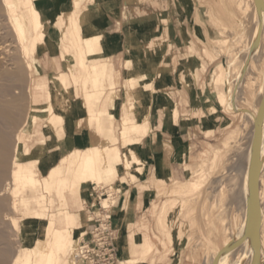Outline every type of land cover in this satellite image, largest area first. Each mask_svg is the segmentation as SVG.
<instances>
[{"label": "bare ground", "instance_id": "obj_1", "mask_svg": "<svg viewBox=\"0 0 264 264\" xmlns=\"http://www.w3.org/2000/svg\"><path fill=\"white\" fill-rule=\"evenodd\" d=\"M250 1H248L250 5L246 0L237 1L238 8L244 12L241 17L243 19L240 18L238 22L246 24L249 21L248 24H252V34L247 38L251 43L248 42V44L250 43L253 46V53L257 57L260 56L262 58L264 56V0ZM221 2L223 5V1ZM1 3L2 10L4 9L3 11H5L4 15L7 18L5 20L10 24L11 32L17 43L16 51L15 49L13 50L14 54L16 52V55H19V61L17 60L18 57H16V60L14 59L15 61L11 59L12 62H10V57H8L9 59L7 58V60L9 61L6 66L5 64L1 65L3 62L1 60H4L3 56H5L1 52L3 56L0 55V59L1 57L3 58L0 60V87L3 88L2 95L4 98L1 95L0 224L8 226V232H11L10 234L15 236L16 239L19 235L23 239L22 244L17 245L18 248L16 247V254L13 253L15 251H9L10 249H7L8 246L4 248L6 249L4 251L1 249L0 264H79L77 257L80 246L79 237L84 235L87 230L84 226V213L81 210L84 200L89 198L94 190L92 183L98 185L104 182L105 179H109L110 176L119 174L126 166L142 170L145 166L144 159L138 150L131 149V154L125 160L126 155L123 159L119 146H115L112 149L107 146L99 147L93 144V139L91 140L92 146L89 151L82 154L73 145L74 139L71 138L68 140V136L71 133L73 134V128H69L70 121L73 119L75 106L77 102L79 103L75 95L74 86L80 83L82 86H85L83 84L84 79L89 73L90 67L94 73L97 72V66L89 61V57L93 56V53L87 51L85 41L91 36H96L99 32L96 31L90 36L83 35L82 29L83 24L86 22V17H82V12H74L73 28H75V35H70L66 32V23L60 18L59 22H56L58 32L54 35V41L49 42L47 39V27L42 12L36 6L34 0H1ZM226 6L228 8V5ZM229 8L231 10V7ZM197 15L195 19L199 21L201 17L199 16L200 13L198 12ZM223 26L224 28L220 32H223V30L229 27L227 24ZM246 29V31L251 33L249 31L251 30L250 25ZM213 36L218 42L223 41L216 32H214ZM206 40L210 41L211 38ZM59 46L72 84H70L66 75H53L52 89L51 91H47V108L43 110L39 108L40 105L37 103L34 92L38 91L42 94L47 86L35 82V75L40 73L39 66L36 65V62H40V55L42 54L40 53V49L46 51L47 48L48 50L50 48V50L53 51L56 49L58 52ZM10 50L12 51L11 48ZM10 53H13V51ZM74 59H76L77 65L74 64ZM7 60H4L5 63ZM77 69L82 73V76L78 75L76 79L74 74L76 75ZM226 70L227 68L223 66L221 75ZM25 77L28 79V83L25 81L27 86L25 88L26 90H24L26 92L24 94H27V100L24 98V105H27V109H25L26 107H22V103L15 97L17 95L8 97V95H11V91L9 90L10 92H7L9 88L7 87L8 85L6 86L7 81L26 80ZM134 85L136 84L134 83ZM10 86L14 87V83L13 85L10 83ZM21 88L24 89L23 87ZM61 93L62 97H59ZM83 93V102L88 112L87 118L90 128L97 135H107L109 133L108 127L113 125H107V121L112 118V115L100 111L99 116L96 117L94 115L96 111L95 105L101 96H97L91 91L83 90ZM218 97L223 104L227 103L224 92H219ZM25 101H27V104H25ZM260 115L257 123L254 121L255 126L253 127L252 139L251 141L249 139V144L239 145V147L237 146L238 148H235L233 145V148L237 149L235 150V152L237 151V157L248 156L249 170H252L254 173L253 182L249 187L243 188L241 184L240 187L238 184V187L241 190V199L245 203L252 204L253 213L256 211V215L254 214L256 216H254V219H256L254 221L255 230L253 231L256 232L257 236L259 233V236L262 237V239L260 237L258 238L262 240H260L261 244H259L261 246L262 256H264V106L261 109ZM42 124L46 127L45 129L41 128ZM13 127H16L15 132L12 131L14 135H12L10 130ZM146 128L147 125L145 124L124 125L121 133L124 144L138 143L141 140L138 133L143 132ZM66 136L68 142H66ZM47 137H52V139L46 141L45 139ZM234 137V131L229 132L225 136L222 147L224 150L231 149ZM65 142L67 143L66 145ZM54 147L60 148L63 155L55 165L50 166L48 171L46 170L47 173L45 175H40V165L47 158H50L48 155L49 151ZM222 151L220 148L215 151L216 159L211 164L207 163V159L200 164V168L198 169L199 178L196 181L189 182L193 187H197L209 179L214 167L212 164L215 160L217 161ZM177 182L179 186L176 190L180 192L182 181ZM185 193H187V190ZM112 204H114L112 198L102 200V205L105 208H109ZM163 213L165 212L163 211ZM163 215L161 214V216ZM36 222L38 224H35ZM249 222L245 224L248 226ZM244 231L246 232L245 229H243ZM203 232L208 239V245L206 260L202 264H227L231 256L230 251H225L219 255L218 245L211 239L208 232L205 230ZM0 236L3 237L2 235ZM17 240L20 242L19 238ZM2 242L0 244L3 247L4 241ZM249 242L251 243L252 241ZM225 244L228 245L227 251L230 250L231 245L228 237L225 239ZM141 246L145 248V254L141 257L144 258L152 248L151 241L147 238L141 242ZM10 252L13 255L15 254L13 259L11 257L12 260L9 257L11 255L9 254ZM141 258L123 259L120 261V264H134ZM9 259L12 261L11 263Z\"/></svg>", "mask_w": 264, "mask_h": 264}, {"label": "rangeland", "instance_id": "obj_2", "mask_svg": "<svg viewBox=\"0 0 264 264\" xmlns=\"http://www.w3.org/2000/svg\"><path fill=\"white\" fill-rule=\"evenodd\" d=\"M194 1L195 0H128L125 4V6H131L130 9L126 8V16H134V14L139 15L140 13L136 8L138 6H141V15L153 14L154 12L161 13V17H158V22L159 24L161 23L160 32L158 33L161 38L156 44V46H158L156 49H160L162 56L165 57L164 63L159 68V72L173 70L172 81H170L171 84L164 88L172 101V109H180L184 112L186 107L190 108L192 105H200L202 106L201 109L198 106L195 107L199 108L203 113L197 117L200 118L206 115L203 119L204 121L211 120L220 127L215 133L212 129L206 133L212 135L209 137V141L212 145H209V150L203 151L207 152L206 156L201 154L197 157L194 162V164L197 165L196 167H187L186 176L181 182L182 187L180 192L176 190L179 186L177 181L171 182V185L162 182V186L164 187L163 193L159 196L155 210V218L152 220V223L157 221L158 224V228L157 225L155 226L156 232L152 233V236H155L154 247L149 250V255L147 254L146 257L140 260H148L154 252L161 262L159 264H202L206 260L208 245V239L203 232L205 230L209 233L211 239L218 245L219 255L225 251H230L229 253L231 256L227 264H264V256H262L260 246L262 237L259 236V233L257 236L256 232L253 231L255 230L254 221L256 219L254 218L256 217V211L253 213L252 204L245 203L241 199V190H239L240 184L243 188H247L252 184L254 173L252 170H249L248 156L237 157V151L235 152V150H237L235 148H238L239 145L241 146L245 143L249 144L248 142L252 139L253 127L255 123H257V119L259 120L261 116V109L264 106V56H262V58L260 56L257 57V55L253 53L254 49L250 44V40L247 39L248 36L252 34V24H248L249 21L246 22L247 25L238 22L244 13L238 8V0H225L226 2L224 0ZM221 1H223V5ZM246 1L248 2L250 0ZM250 3L252 2L250 1ZM225 4L228 5V8L231 7V10L230 8L228 9ZM224 5L225 7H223ZM3 10L0 0V55L3 56L4 54L6 56H3L4 60L10 57V62H12L11 59L14 60L16 57H18L17 60L19 61V55H16V52L14 54L13 50L15 49L16 51L17 43L11 32L10 24L5 20L7 18ZM198 12L200 13L199 16H201L199 21L195 19L197 18L196 16H198ZM223 17L224 20L226 19L225 21ZM224 24H227L229 27L223 30V32H220V30L224 28ZM249 25L251 30H248L251 33L246 31ZM213 31L223 39L222 42H218L214 38ZM55 34L56 32H47L48 37ZM209 38H211V40L207 41L206 39L209 40ZM248 42L250 43L248 44ZM191 45L193 46L192 49L190 47ZM10 48L13 53L9 54V52H12L11 50L9 51ZM1 52L3 54H1ZM43 52L44 50L40 49V53ZM46 54L47 56L56 55L57 58L59 57V53L56 49L52 51L50 48L49 50L47 48ZM3 57H1V59ZM141 57H143V53H141ZM4 60H1L4 62H2L1 65L5 64L6 66L9 60H7L6 63ZM169 62H173L170 68L168 67ZM36 65L39 66L41 73L47 72L50 78L53 77L55 72L48 67L47 59H44L43 63L36 62ZM132 66L133 64L130 63L127 67ZM223 66L230 72L226 70L224 74L221 75ZM65 69L66 66L62 61L61 70L64 71ZM34 78L35 82H37V74ZM25 79L26 80L23 79L24 82H22V79L21 81L15 80L17 82L7 81L6 86L8 85L7 87L9 88L7 92L9 90L11 91H9L11 95H8V97L17 95L15 97L22 103V107H26L25 109H27V105H24V100H27V94H24L26 93L24 90H26L28 79L27 77H25ZM10 83H12V85L14 83V87L10 86ZM125 86L128 88L126 82ZM0 92L1 97L3 92V88L1 87ZM219 92L225 93L227 99L226 104H223L219 99ZM59 97H62V93L59 94ZM2 98H4V96ZM25 104H27V101H25ZM188 114H191V112ZM80 115L86 116L87 113L78 111V118ZM178 115L179 113L173 118L176 119ZM115 117L117 124H119L121 118L117 112ZM13 128L14 130H12ZM13 128L10 129L11 132H15L16 127ZM231 131H234V142L232 143L231 149H225V151L224 148H222L223 140ZM13 132L12 135H14ZM51 139L52 137H47L45 140L48 141ZM118 143L120 150L126 155V160L131 154V149L138 150L140 141L136 144H124V140H121ZM233 145L235 148H233ZM218 148H220L221 151L223 150V154L221 153L217 161L215 160V162H213L212 166L214 167L209 179L199 186L193 187L189 182L196 181L199 178L198 169L200 168V164H202L205 159H207L208 164H211L212 161L216 159L215 151ZM124 168L137 170L136 168L128 166ZM45 169L43 164H41L39 170L40 175H45L47 173ZM131 173L132 170H125L124 176L126 179L124 181H121L117 176L115 178L116 181L112 184H107L105 181L98 185L92 183L94 190L89 198L84 200L83 204V208H85V202L86 204H93L94 202L97 206H103L102 200L104 201L112 198L114 202L116 201L114 205L112 204L107 210L111 215L109 224L115 231L114 242L120 261L124 259L121 258L119 250L123 228H116L114 225V216L117 207L124 205L126 195H123V192L128 181L137 179H133ZM186 190L187 193H185ZM110 195H112L111 198ZM121 195H123V197H121ZM165 206L168 207L166 208ZM71 209L75 210L74 208ZM163 211L165 213H163ZM93 212H100L99 207H92V217ZM161 214L164 215L161 216ZM248 222L249 224L247 226L246 224ZM35 224L38 223L36 222ZM1 225L3 224H0V235L4 238L0 236V242L4 241V244L3 247L0 244V251L1 249L3 251L6 250L4 248L8 246L7 249H10L9 251L12 252L15 251L13 253L16 254L17 245L22 244V236L19 235V237H17L20 241L18 242L16 237L12 236L10 234L11 232H8V226ZM84 226L87 227L85 222ZM243 229H245L246 232L248 231L247 233L249 234L245 231L244 233ZM176 231L179 236L180 244H177L175 248L173 245L169 244L173 243L172 233L176 234ZM227 237L231 245L228 251V245L225 244V239ZM79 238L81 240V236ZM251 238L253 239L251 240ZM249 241L252 242L250 243ZM9 246H11L13 250L11 247L9 248ZM13 253H9L11 254L9 256L10 259L11 257L13 259L15 256ZM10 259L9 261L11 263L12 259ZM140 260H138V262ZM151 260L154 261L155 259L152 257Z\"/></svg>", "mask_w": 264, "mask_h": 264}, {"label": "crops", "instance_id": "obj_3", "mask_svg": "<svg viewBox=\"0 0 264 264\" xmlns=\"http://www.w3.org/2000/svg\"><path fill=\"white\" fill-rule=\"evenodd\" d=\"M76 1L80 0H34L42 12L47 32L57 33L56 22L61 18L66 23V32L75 35L73 17L76 11L82 12L83 18L86 17L84 24L82 20L84 36L99 32L85 41L87 51L93 53L89 61L97 66V72L94 73L90 67L84 79L85 86L81 83L74 86L79 103L77 102L73 119L70 121L69 128H73V134L68 136V140L73 138V145L82 154L89 151L92 139L94 145L112 149L123 140L121 133L124 125H147L146 130L138 133L141 139L138 151L145 161L143 169L123 168L119 174L104 180L107 184H112L118 176L124 181L125 170H132L131 177L137 178L128 181L125 186L123 192V195H126L125 202L116 209L114 225L117 229L123 228L119 245L121 258L126 260L141 258L145 254V248L141 246L142 241L148 238L154 247L155 236H152V233L156 232L155 226L157 225L158 228V224L157 221L152 223V220L155 218L159 196L163 193L162 182L170 184L173 181H182L186 176L187 167H196L194 162L197 157L201 154L206 156L207 152L203 151L209 150V145H212L209 141L212 135L206 133L211 129L215 133L220 127L211 120L204 121L206 115L197 117L203 113L199 110L202 108L200 105L186 107L184 112L180 109H172V101L164 88L171 84L173 70L159 72L165 57L162 56L160 49H156L158 47L156 44L161 38L158 33L161 25L158 17H161V13L141 15V6H138L136 8L139 15L126 16V8H131L130 5L125 6L128 0H82L78 3ZM54 38V35L50 37L47 35L49 42H53ZM190 47L193 48L192 45ZM58 49V58L56 55L47 56L44 51L39 61L43 63L44 59H47L48 67L55 72L54 75H66L72 84L67 69L61 70L63 57L60 46ZM130 63L133 66L127 67ZM74 64L77 65L76 59ZM168 65L169 68L172 67L173 62H169ZM78 75L82 76V73L77 69L76 75L74 74L76 79ZM37 77V83L47 87L42 94L38 91L34 94L40 105L39 108L46 110L47 91L52 89V77L50 78L47 72H40ZM83 90L101 96L95 105L96 117L99 116L100 111L112 115L107 121V125L113 124L108 127L107 135H97L90 128L87 115H80L78 118V111L88 113L83 102ZM116 112L121 118L119 124L116 122ZM189 112L191 114H188ZM178 113V117L174 119L173 117ZM41 128L46 127L42 124ZM66 142H68L67 136ZM121 152L124 159L125 153ZM48 155L50 158L43 163L47 171L59 161L63 153L60 148L54 147ZM85 205L81 212L84 213V222L88 231L95 220L91 215L93 204L85 202ZM172 235L173 243L169 245L176 248V245L180 244L177 231ZM152 257L154 261L151 260ZM159 263L161 262L158 256L153 252L148 260H140L136 264Z\"/></svg>", "mask_w": 264, "mask_h": 264}, {"label": "built area", "instance_id": "obj_4", "mask_svg": "<svg viewBox=\"0 0 264 264\" xmlns=\"http://www.w3.org/2000/svg\"><path fill=\"white\" fill-rule=\"evenodd\" d=\"M100 212H93L94 223L89 231L81 236L78 250L79 264H120L115 244V231L109 224L111 215L104 206Z\"/></svg>", "mask_w": 264, "mask_h": 264}]
</instances>
